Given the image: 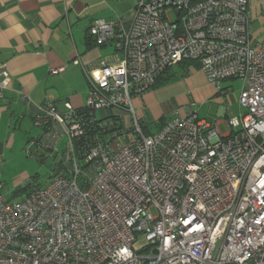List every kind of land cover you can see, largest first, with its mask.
Here are the masks:
<instances>
[{
    "label": "built area",
    "instance_id": "obj_1",
    "mask_svg": "<svg viewBox=\"0 0 264 264\" xmlns=\"http://www.w3.org/2000/svg\"><path fill=\"white\" fill-rule=\"evenodd\" d=\"M251 24L249 0H135L129 17L95 20L89 36L115 54L85 107L47 104L30 142L69 143L70 167L20 201L0 178V264H264V42ZM181 63L198 64L219 93L242 81L229 132L189 111L151 135L135 120L137 135L115 144L118 121L97 111L135 115L133 99ZM8 78L0 67L1 94ZM90 132L79 159L73 143Z\"/></svg>",
    "mask_w": 264,
    "mask_h": 264
},
{
    "label": "crops",
    "instance_id": "obj_2",
    "mask_svg": "<svg viewBox=\"0 0 264 264\" xmlns=\"http://www.w3.org/2000/svg\"><path fill=\"white\" fill-rule=\"evenodd\" d=\"M251 3L249 0L252 21ZM104 5L101 0H0V67H5L9 73L8 89L3 94L0 92V178L6 187L8 164L28 146L27 143L38 138L32 134V128H37L34 121L41 109L50 103L61 108L65 102L77 109L84 108L90 80L97 82L102 78L100 61L115 54L112 46H97L89 36L95 20L109 21L117 14L111 9L113 16ZM173 68H188L191 73L200 70L198 64L191 63L177 64L170 69ZM52 70L59 72L52 74ZM194 76L181 81L185 88L184 98L182 94L165 96V91L174 83L170 80L163 83L162 77L153 89L133 99L135 115L132 120L137 121L144 134L158 132L167 120L173 119L174 112H179L171 109L175 101L184 103L187 96L201 101L213 100L214 93H201L202 88ZM238 98L236 107L229 100V108L226 106L219 111L223 115L221 118H199L217 122L220 131L224 126L227 134L226 120L238 114ZM189 104L193 105L191 101ZM111 111L102 116L118 119L121 130L127 127L126 140H132L134 136L129 137L134 131L129 126L131 113ZM189 111L185 109L178 117L186 116ZM149 125H155L157 130L152 132Z\"/></svg>",
    "mask_w": 264,
    "mask_h": 264
},
{
    "label": "rangeland",
    "instance_id": "obj_3",
    "mask_svg": "<svg viewBox=\"0 0 264 264\" xmlns=\"http://www.w3.org/2000/svg\"><path fill=\"white\" fill-rule=\"evenodd\" d=\"M251 4L253 9L251 35L255 43H262L264 42V0H252ZM134 6L135 0H128L124 3H109L104 5L103 8L113 14V16L114 13L111 11V9L114 10L117 15L125 16V14H129L131 12ZM92 12L93 10H91V13ZM169 16L172 21H176L178 19L175 11H171ZM187 70L188 68H173L163 76V83H167L169 82V80L171 81V83H174L173 85H170L165 91V96L175 97L178 94H182L183 96L185 88L183 82L181 81H184L186 78L194 74L197 84L202 88L200 89L201 93L204 94L208 91H212V93H214V98L212 97L213 100L201 101L199 99H194L192 96H187V100H184V103H180L181 101H175V104L171 105V109L179 110L178 113L174 112L173 116L175 118H178L181 112H184L185 109L188 108L190 111L197 112L200 118H208L210 120H214L223 116L219 114V111L222 108L224 109L226 106L229 108V100H232V102L235 103L236 107V97L239 96L242 88L241 80L236 79L223 82L222 91L219 93L213 85L205 80L206 78L205 76H203L204 73L202 71L193 70L194 72L191 73ZM171 74L174 76L169 77L171 76ZM220 99H223V102H221ZM190 101L191 104L193 103V105L189 104ZM111 112V110H102L97 111L96 114L99 118H107L108 116L103 117L102 115H108ZM132 115L133 114L129 116V122H131L129 126L132 127V130H134L133 124L135 121L132 120ZM126 128L127 127H124L121 130L119 139L116 141L118 143L115 144H125V142L127 141L126 139L128 138V136H126L125 134ZM148 128L152 132L157 130V127L155 125H149ZM221 130L223 134H226L227 129L224 126H221ZM41 133V129L35 127L32 128V134L34 135V137H40ZM136 135L137 133H134V131H132L129 137H135ZM105 139L109 141L110 136H107ZM27 144L28 146L24 148L22 152H20V154L14 157L13 161L10 162L7 166V187L6 185H4L3 192L11 201L23 200L26 197L27 193H29L30 191L47 187L52 180L57 178L60 174L64 173L63 168L68 169L71 165V149L69 143H59L55 151H48L44 148H41V146H38V144L36 143ZM70 171H72V168H70ZM81 178H83V176ZM80 182H82V179H80ZM137 247L138 244L136 245V248Z\"/></svg>",
    "mask_w": 264,
    "mask_h": 264
},
{
    "label": "trees",
    "instance_id": "obj_4",
    "mask_svg": "<svg viewBox=\"0 0 264 264\" xmlns=\"http://www.w3.org/2000/svg\"><path fill=\"white\" fill-rule=\"evenodd\" d=\"M160 81V80H159ZM114 119V121H117L118 119H115V118H113ZM118 128H119V130H121V124H119L118 123ZM106 132H109V131H106ZM93 132H90L89 134H88V137H87V139L86 140H81L80 142H75V143H73L74 144V148H75V152H76V155L78 156V158L79 159H81V158H84V154H85V152L90 148V146L93 144V143H91V141L92 140H94V138H93ZM86 141H88L89 143H84V142H86ZM48 151H50V150H48ZM68 170V169H67Z\"/></svg>",
    "mask_w": 264,
    "mask_h": 264
}]
</instances>
